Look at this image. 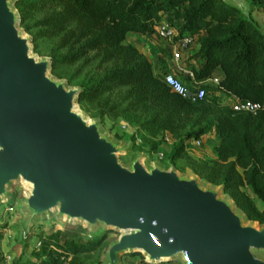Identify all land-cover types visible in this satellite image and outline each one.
I'll return each instance as SVG.
<instances>
[{"label": "trees", "instance_id": "obj_1", "mask_svg": "<svg viewBox=\"0 0 264 264\" xmlns=\"http://www.w3.org/2000/svg\"><path fill=\"white\" fill-rule=\"evenodd\" d=\"M249 3L264 12V0ZM15 6L34 51L52 57L53 74L82 88L78 102L92 118H123L151 139L168 134L175 140V166L188 144L215 135L217 157L189 167L222 185L250 220L264 224V108L254 113L211 102L210 85L204 101L191 102L162 80L168 70L157 73L150 56L127 39L129 34L159 36L157 25L166 16L179 30L174 42L190 33L199 44L195 60L189 56L184 66L197 80L219 70L220 91L234 102L250 99L264 106V26L253 8L246 11L224 0H17ZM63 67L75 68L69 74ZM187 79L190 83L189 74ZM6 228L0 224V241ZM37 236L33 258L14 264H55L58 258L67 264H102V237L86 240L75 226ZM137 255L148 264L139 252L121 259Z\"/></svg>", "mask_w": 264, "mask_h": 264}, {"label": "water", "instance_id": "obj_2", "mask_svg": "<svg viewBox=\"0 0 264 264\" xmlns=\"http://www.w3.org/2000/svg\"><path fill=\"white\" fill-rule=\"evenodd\" d=\"M16 1L0 0V202L22 182L29 224L55 213L120 232L103 264L134 252L150 264H264V224L222 185L129 154L131 145L80 107L82 88L34 51Z\"/></svg>", "mask_w": 264, "mask_h": 264}, {"label": "rangeland", "instance_id": "obj_3", "mask_svg": "<svg viewBox=\"0 0 264 264\" xmlns=\"http://www.w3.org/2000/svg\"><path fill=\"white\" fill-rule=\"evenodd\" d=\"M243 1L247 4V7L244 8L247 9L246 11L253 8L250 5L249 0ZM253 14L257 15V18L263 22L264 26V12L260 8L254 7ZM127 39L136 44L142 51L150 56L157 73L160 72V69H158L157 66L167 60L168 63L171 64L168 71L189 83L187 73L178 70L177 64L179 63L181 66H185L189 56L195 60V54L199 48L198 42L195 41L188 49L177 47L178 52L180 53V61L177 62V60L174 59V48L178 43H175L174 41H168L159 36L149 39L135 34H129ZM74 68L75 67H63V70L70 74L73 72ZM216 74H220L219 70ZM62 78L67 79L66 77ZM209 100L220 104L234 103V100L227 93L220 91L216 87V84L210 85ZM86 113L92 117L88 112ZM101 123L105 131H108L112 137L118 139L125 145L132 146L129 150V154L144 153L146 160L148 161L153 163L158 162L166 167L172 166L171 153L175 140L168 134L165 136L159 135L156 138L151 139L145 132H137V128L129 125V123L123 118L112 119L109 116H106L105 120L101 121ZM218 142L219 140L215 135H207L204 136L202 141L188 144L184 155L177 159L176 166H174L176 168L178 167L177 169L186 175L196 174L192 168L189 167V164L200 159H215L217 157L215 146ZM26 190L27 187L22 182L14 183L10 187V195L0 202V224L7 225L4 237L0 241V264H14L17 260L26 261L32 259L31 252H33V247L35 245H40V239L37 236L38 234L50 233L57 229L63 230L71 226L79 228L82 236L86 240H93L101 237L104 238V248L100 257V262L103 264L108 246L119 237L120 232L113 229H105L103 226L97 229H92L82 223H73L66 221L63 218H59L55 213L50 217H38L32 222V224H29L27 220L28 213L25 212L23 203V197ZM250 196L255 201L256 205L262 209V202L253 193H250ZM94 258H96V263H100L97 262L96 255H94ZM144 260L150 264L145 256ZM142 263L140 255L128 257L125 261L122 259L120 260V264ZM55 264H67V262L62 258H58ZM156 264H184V262L180 258H176L171 261Z\"/></svg>", "mask_w": 264, "mask_h": 264}, {"label": "built area", "instance_id": "obj_4", "mask_svg": "<svg viewBox=\"0 0 264 264\" xmlns=\"http://www.w3.org/2000/svg\"><path fill=\"white\" fill-rule=\"evenodd\" d=\"M157 33L163 39L174 41L175 37L179 35V30L174 22L164 16L157 25ZM194 42L195 38L193 34L185 33L180 36V38L175 41V43L178 44L175 45L174 48V59L177 60V62L180 61V53L178 52L177 47H180L181 49H188ZM177 68L178 70L189 74L192 78L190 83L184 82L179 76L170 71L162 73L161 78L173 92L188 98L193 103L204 101L208 95L207 86L212 84L217 85L221 79V75H217L215 73L212 77L207 79L197 80L192 71L186 69L184 66H181L179 63L177 64ZM189 91L191 92L190 95H188ZM233 108L237 111H251L256 113L258 110L264 108V106L250 99H244L235 101L233 103Z\"/></svg>", "mask_w": 264, "mask_h": 264}, {"label": "crops", "instance_id": "obj_5", "mask_svg": "<svg viewBox=\"0 0 264 264\" xmlns=\"http://www.w3.org/2000/svg\"><path fill=\"white\" fill-rule=\"evenodd\" d=\"M255 17H256V19L258 20V21H260L258 18H257V15L256 14H253ZM261 22V21H260ZM262 24H263V22H261ZM175 65V64H174ZM154 67H155V65H154ZM158 69H160V72H159V74L161 73V70H168L169 69V67H171V64H169L168 63V61L166 60L165 62H162V63H160L158 66Z\"/></svg>", "mask_w": 264, "mask_h": 264}]
</instances>
